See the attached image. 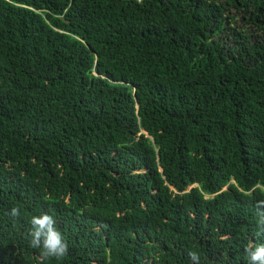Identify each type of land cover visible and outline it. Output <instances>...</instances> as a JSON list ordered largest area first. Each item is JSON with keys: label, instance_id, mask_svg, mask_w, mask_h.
I'll use <instances>...</instances> for the list:
<instances>
[{"label": "trees", "instance_id": "trees-1", "mask_svg": "<svg viewBox=\"0 0 264 264\" xmlns=\"http://www.w3.org/2000/svg\"><path fill=\"white\" fill-rule=\"evenodd\" d=\"M262 200L264 0H0V264H248Z\"/></svg>", "mask_w": 264, "mask_h": 264}, {"label": "clouds", "instance_id": "clouds-1", "mask_svg": "<svg viewBox=\"0 0 264 264\" xmlns=\"http://www.w3.org/2000/svg\"><path fill=\"white\" fill-rule=\"evenodd\" d=\"M193 186H189L185 192L189 191ZM262 205H264V200L258 202V207ZM19 214L17 208L11 210L12 216H19ZM31 223L33 231L31 232L30 246L41 250V260L50 258L62 259L68 252V246L62 234L55 227L56 221L54 218L48 214L33 216ZM245 251L248 256V264H264V245L256 246L254 249L249 247ZM190 258L193 261H198V256L194 252L190 253Z\"/></svg>", "mask_w": 264, "mask_h": 264}, {"label": "water", "instance_id": "water-1", "mask_svg": "<svg viewBox=\"0 0 264 264\" xmlns=\"http://www.w3.org/2000/svg\"><path fill=\"white\" fill-rule=\"evenodd\" d=\"M68 23V22H67Z\"/></svg>", "mask_w": 264, "mask_h": 264}]
</instances>
